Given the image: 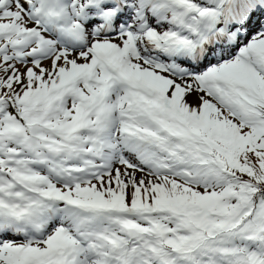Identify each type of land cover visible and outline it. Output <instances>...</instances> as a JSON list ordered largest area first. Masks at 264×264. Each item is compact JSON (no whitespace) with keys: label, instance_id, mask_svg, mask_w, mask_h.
<instances>
[{"label":"snow or ice","instance_id":"1","mask_svg":"<svg viewBox=\"0 0 264 264\" xmlns=\"http://www.w3.org/2000/svg\"><path fill=\"white\" fill-rule=\"evenodd\" d=\"M0 264H264V0H0Z\"/></svg>","mask_w":264,"mask_h":264}]
</instances>
